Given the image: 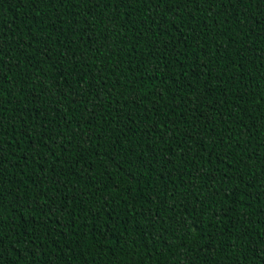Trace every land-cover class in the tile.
I'll return each mask as SVG.
<instances>
[{
  "label": "trees",
  "instance_id": "obj_1",
  "mask_svg": "<svg viewBox=\"0 0 264 264\" xmlns=\"http://www.w3.org/2000/svg\"><path fill=\"white\" fill-rule=\"evenodd\" d=\"M0 161V264H264V0H0Z\"/></svg>",
  "mask_w": 264,
  "mask_h": 264
},
{
  "label": "snow or ice",
  "instance_id": "obj_2",
  "mask_svg": "<svg viewBox=\"0 0 264 264\" xmlns=\"http://www.w3.org/2000/svg\"><path fill=\"white\" fill-rule=\"evenodd\" d=\"M118 2H123V0H118ZM6 67V65H4ZM2 163V161H0ZM12 199H18L16 196H12ZM6 218L0 217V230H2L3 224L5 223ZM14 223V222H13ZM3 255V237L0 235V256Z\"/></svg>",
  "mask_w": 264,
  "mask_h": 264
}]
</instances>
